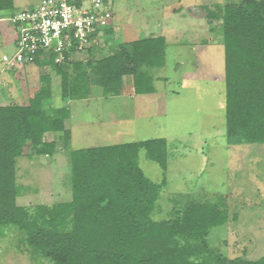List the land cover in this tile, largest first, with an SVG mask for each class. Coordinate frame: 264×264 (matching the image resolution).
Wrapping results in <instances>:
<instances>
[{"label":"trees","instance_id":"16d2710c","mask_svg":"<svg viewBox=\"0 0 264 264\" xmlns=\"http://www.w3.org/2000/svg\"><path fill=\"white\" fill-rule=\"evenodd\" d=\"M4 13H16L13 0H0V19ZM210 17L221 22L224 43L227 142L264 145V0L225 5ZM95 46L73 49L62 65L52 57L35 63L61 78L60 96L66 106L49 107L48 76L30 93L28 104L0 105V225L22 232V246L53 264H264V256L229 259L209 248L211 231L229 220L228 211L218 204L191 202L174 208L168 220L153 219L167 187L164 139L73 151L70 202L18 205V159L29 147L37 156H53L60 142L68 148L70 101L89 98L93 86L104 96H119L127 76L135 94L156 92L155 78L147 69L166 65L165 37L118 44L101 59L95 57ZM83 52L86 57L79 58ZM49 135L53 141L47 140ZM141 151L162 169L160 182L142 170Z\"/></svg>","mask_w":264,"mask_h":264},{"label":"rangeland","instance_id":"374dc122","mask_svg":"<svg viewBox=\"0 0 264 264\" xmlns=\"http://www.w3.org/2000/svg\"><path fill=\"white\" fill-rule=\"evenodd\" d=\"M15 11L37 6L40 0H13ZM69 1V0H68ZM79 1L84 7L97 0ZM110 14L101 27L95 48L103 58L118 44L148 37H165L166 65L148 68L155 79L156 95H136L132 78H124L119 96H104L98 86L84 100L70 101L71 140L66 149L58 144L53 156H37L26 148L17 162V203L32 207L53 206L72 200L71 153L73 151L164 139L168 148L167 187L153 214L168 220L174 208L191 202L218 204L229 214L228 222L211 231L209 248L229 259L256 260L264 256V145L232 146L226 138L225 54L221 22L211 18L225 5L247 0H100ZM4 13L0 22V105H26L29 94L50 77L49 107H62L61 78L46 67L40 80L32 69H13L3 62L15 52L3 34L13 29ZM107 47L108 50H107ZM110 49V50H109ZM85 51V50H84ZM83 52L79 58L86 57ZM44 67V66H43ZM32 72V73H31ZM71 76L76 72L71 68ZM7 83L11 88L5 87ZM53 135L47 137L54 140ZM139 163L148 178H164L157 163L141 151ZM24 234L0 225V264H53L32 256L22 246Z\"/></svg>","mask_w":264,"mask_h":264},{"label":"built area","instance_id":"2783aa9c","mask_svg":"<svg viewBox=\"0 0 264 264\" xmlns=\"http://www.w3.org/2000/svg\"><path fill=\"white\" fill-rule=\"evenodd\" d=\"M109 18L100 0L89 7L68 0H40L37 6L7 19L16 35L15 52L4 55L2 62L16 67L52 57L62 65L73 49L81 52L97 44L99 37L94 35Z\"/></svg>","mask_w":264,"mask_h":264},{"label":"crops","instance_id":"0c3cea01","mask_svg":"<svg viewBox=\"0 0 264 264\" xmlns=\"http://www.w3.org/2000/svg\"><path fill=\"white\" fill-rule=\"evenodd\" d=\"M15 9H18V8L15 7ZM19 11H21V10H19ZM16 12H18V11H16ZM3 21H5V20L0 19V22H3ZM3 38H4V43L6 44V46H12L13 48H15L16 35H15V32H14V28L11 29V30L7 28L5 30V32H4V34H3ZM20 67L21 68H24V69L31 67L32 69H30V70H32V72H33V73L31 72L33 74L31 76V78L32 77H38L39 76V78H38L39 80H40V76H42V75H41V71L38 73L37 69H42L43 70L44 68H46V66L43 67V66H40L38 64H28V65H23V66H20ZM8 68L13 69L14 67H8ZM155 79H158V78H155ZM4 85H5V87L11 88V86H9L7 83H5ZM38 88H40V87H38ZM38 88H36V89H38ZM156 94H157V89H156V92L155 93H153V94H146V95H156Z\"/></svg>","mask_w":264,"mask_h":264}]
</instances>
